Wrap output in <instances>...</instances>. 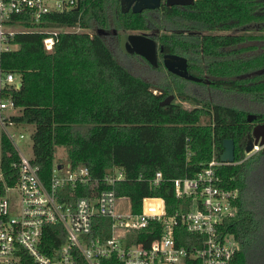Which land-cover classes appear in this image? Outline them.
Instances as JSON below:
<instances>
[{
  "label": "trees",
  "instance_id": "obj_1",
  "mask_svg": "<svg viewBox=\"0 0 264 264\" xmlns=\"http://www.w3.org/2000/svg\"><path fill=\"white\" fill-rule=\"evenodd\" d=\"M112 3L79 0L78 9L45 15L33 25L38 29L15 35L17 49L0 55V67L21 82L7 93L18 107L14 122L34 125L31 156L40 178L48 183L54 164L62 162L56 156L62 148L65 161L87 165L94 178L122 169L125 179L114 188L135 211L143 197L158 196L171 214L190 204L175 197L171 180L193 177L211 160L220 161L223 140L232 139L234 163L216 166L221 184L238 191L232 215L220 227L239 245L228 264H264V153H245L247 135L255 122H264V110L248 122L247 110L219 103L214 92H183L175 76L160 83L161 93L155 92V83L130 71L118 58L119 48L96 33ZM117 21L124 29H143L147 22L142 15ZM151 21L165 30L155 36L163 51L187 57L189 71L212 80L211 87L264 102V34L250 32L264 31V0H195L190 7L168 9L160 24ZM68 26L82 30L61 32L52 49H45L42 30ZM171 27L179 30L172 33ZM171 87L177 90L174 100L193 106L160 105ZM16 161L12 145L0 138V178L9 186L18 178ZM157 171L163 181L154 187L150 180ZM180 231L179 242L187 245L185 238L192 236ZM145 234L142 240L148 244L158 231ZM64 239L60 225L46 226L43 251Z\"/></svg>",
  "mask_w": 264,
  "mask_h": 264
},
{
  "label": "built area",
  "instance_id": "obj_2",
  "mask_svg": "<svg viewBox=\"0 0 264 264\" xmlns=\"http://www.w3.org/2000/svg\"><path fill=\"white\" fill-rule=\"evenodd\" d=\"M76 6L78 0H0V55L17 49L15 35L38 29L33 25L43 16ZM79 28H44L45 49H52L61 32ZM19 82L0 67V138L18 155L13 163L16 182L9 186L0 178V264H228L232 260L239 245L220 227L232 215L238 191L224 187L216 173L217 165L227 163L213 159L193 177L172 179L175 197L189 199L190 204L171 214L161 197H143L140 210L135 211L129 198L118 196L114 186L125 179L119 168L94 178L87 165L73 167L62 161L54 164L45 183L32 156L18 148L25 135L16 133L19 125L12 117L18 107L7 90L17 88ZM259 149L254 145L252 151ZM162 181L160 171L150 180L154 187ZM79 188L85 191L77 194ZM10 191L17 193V203ZM48 225H60L65 239L46 253L43 235ZM180 230L192 236L185 238L187 245L179 242ZM154 231L158 234L146 244L143 236Z\"/></svg>",
  "mask_w": 264,
  "mask_h": 264
},
{
  "label": "flooded vegetation",
  "instance_id": "obj_3",
  "mask_svg": "<svg viewBox=\"0 0 264 264\" xmlns=\"http://www.w3.org/2000/svg\"><path fill=\"white\" fill-rule=\"evenodd\" d=\"M141 1L142 0H132V1H130L129 4H127L126 2L122 3L121 0H113L112 5L106 7L107 15H106V19H105L106 22L104 23V26H100V27L97 26L95 28V30L96 29L103 30L102 34H100V35H102V37H104V39L107 42L116 45L119 48V50H120V36L121 35L141 34V35L148 36V37L152 38L153 40H155L157 43V65L155 67H152L151 64L145 58H143L142 56H140L138 54H124L121 50H120V52L123 55H127L130 57H136L137 58V56H138L139 59H143L149 65V67L154 69L155 71H164L169 80L171 79L174 81L173 76H175L177 78L176 82L181 83L180 89L183 92L191 91L193 93H196L197 90H201V92H198V93H202V92H207V93H212V92L233 93L234 92L232 90H226L223 88H216L215 89V88L211 87V85L213 83L212 80L208 79L207 77H203V76L201 77V76L195 75L191 71H189V64L190 63H189L187 57H185L184 55H180L178 53L164 52L161 43L155 37L158 34L160 35V34L164 33L165 30L161 29L160 27H156L154 22L152 23V21H151L152 19L157 20V23L160 24V19L164 16V13L168 9H172L174 7H179V8L190 7L195 3V0H192V2L190 4H169V5L167 4L168 0H158V6H156V7L142 8L140 11H137V12L134 11L133 8L135 7V5L138 3H142ZM76 7H79V0H78V6H76ZM123 15H125V16L126 15H138V16L142 15L143 19H145L147 22H146L145 26L143 27V29L119 28L120 26H118V24H115V23H117L118 22L117 20H120ZM177 30H179V29H174L173 27H171L172 33L174 31H177ZM214 32L218 33L219 31H214ZM168 33H170V29L168 30ZM165 54H175V55H178V56L185 58L187 73L189 75L198 77L201 80L200 81L191 80L188 78L181 77V76H179L173 72H170L165 67V65L163 63V56ZM160 83H165V82L160 81ZM160 83H155V92L161 93L163 91V88L160 86ZM192 83H196V85L192 84ZM197 87H200V89H197ZM170 90H171V92L169 93V95L174 96V94H176V92H177L176 88H174V87H171ZM174 98H175V96L173 97V100H172L174 103H181L180 100H178L176 102V100H174ZM254 120L252 122H254ZM258 123H264V122H255L254 125L258 124ZM251 132H252V130H251ZM250 134H248V135H250ZM248 135H247V140H248Z\"/></svg>",
  "mask_w": 264,
  "mask_h": 264
},
{
  "label": "water",
  "instance_id": "obj_4",
  "mask_svg": "<svg viewBox=\"0 0 264 264\" xmlns=\"http://www.w3.org/2000/svg\"><path fill=\"white\" fill-rule=\"evenodd\" d=\"M132 0H121L122 3L129 4ZM142 3H138L133 8L134 11H140L142 8H151L158 6V0H142ZM192 0H168L167 4H190ZM75 9H78L76 7ZM103 30L96 29L98 35L102 34ZM120 50L124 54H138L145 58L152 67L157 65V43L152 38L141 34H128L120 36ZM163 63L165 67L181 77L191 80L200 81L201 79L192 75H189L186 70L185 58L175 54H165L163 56ZM21 82L18 83V87ZM173 95H168L164 100L160 102V105L169 104L173 100ZM256 118V115L251 113L247 115V121L252 122ZM254 145L260 147L261 152L264 153V123L255 124L252 128V132L248 135V140L245 146V152L249 153L253 150ZM220 161L223 163H234V143L232 139L223 140V152L220 155Z\"/></svg>",
  "mask_w": 264,
  "mask_h": 264
},
{
  "label": "rangeland",
  "instance_id": "obj_5",
  "mask_svg": "<svg viewBox=\"0 0 264 264\" xmlns=\"http://www.w3.org/2000/svg\"><path fill=\"white\" fill-rule=\"evenodd\" d=\"M82 30L81 28L78 29V31ZM254 34H264V31H250ZM255 44H260L261 42L259 40H256L254 42ZM264 44V42H263ZM119 53V51H118ZM118 58L121 60V62L133 73L136 75L141 76L144 79H148L152 81L153 83H160V81L166 80L168 77L164 71H155L154 69L150 68L148 65H146L141 59L136 57H126L122 53H119ZM18 80L17 78L15 81ZM197 89H200V87H197ZM201 92V90H197L196 93ZM218 98V102L223 105H229L234 106L238 108H242L248 111V114H255L259 111L264 110V102L263 103H255L251 97H246L242 95H237L234 93H218L214 92ZM213 93V94H214ZM178 100L176 99V102ZM186 108H191L193 105L189 102H182L181 103ZM34 131V125H26V126H19L16 129V133L19 134L20 132L25 135V138L18 142V148L19 150L25 154L26 156L30 157L32 155V140H31V134ZM257 150L251 151L249 153H246V157L251 156L254 154ZM57 158H61L62 161H65L66 155L64 153V150L62 148H59L57 150L56 154ZM10 198L15 200L17 203V193L15 191L9 192Z\"/></svg>",
  "mask_w": 264,
  "mask_h": 264
}]
</instances>
